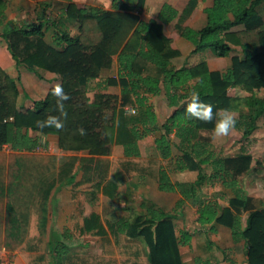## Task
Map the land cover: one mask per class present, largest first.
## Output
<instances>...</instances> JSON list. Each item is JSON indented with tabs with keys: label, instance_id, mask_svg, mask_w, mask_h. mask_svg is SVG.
Returning <instances> with one entry per match:
<instances>
[{
	"label": "trees",
	"instance_id": "obj_1",
	"mask_svg": "<svg viewBox=\"0 0 264 264\" xmlns=\"http://www.w3.org/2000/svg\"><path fill=\"white\" fill-rule=\"evenodd\" d=\"M131 1L112 0V10L109 11L79 8L71 2L65 15L76 20L83 33L74 38L62 31L54 44L45 40L49 3L43 5L45 16L39 17V22L31 28L4 29L0 34V45L3 39L9 42L13 34L28 38L26 56L22 61L12 44L8 45L15 62L59 75L70 99L65 102L67 119L63 130H41L36 124L38 120L59 115L55 98L49 92L42 100H32L31 107L19 105V84L0 66V151L4 145H9L13 150L10 155H30L46 146L32 135L36 132L43 136L57 135L64 151L110 156L118 121L121 128L128 123L119 114L120 109L133 106L138 118L127 132L129 140L126 139L124 144L125 156L139 157V142L161 131L162 135L156 139L157 148L164 159L173 158L171 136L175 135L179 139L176 147L182 152L176 159V170H198V179L191 184L175 183L169 171L162 168L159 172L160 190L183 196L176 207L178 211L186 201L198 205L197 222L201 226L211 225L213 232H216L217 224L229 227L234 241H245L247 263L264 264V209L251 212L246 222L241 214L233 211L248 206V195L228 168L226 159L220 158L211 143L201 138L202 132L214 127L215 114L220 109L238 112L243 104L254 110L251 115L236 119L235 129L242 132L244 140L251 139L259 119L264 116V97L257 95L264 89V18L259 11L264 0H214L213 6L205 9L208 22L203 29L176 25V33L194 44L192 54L211 49L218 57H231L232 64L224 72L211 71L206 61L192 67L174 68L172 60L181 56V52L173 47L164 27L178 18L179 11L166 3L156 20L142 19L140 12L145 0ZM198 1L190 0L185 13L193 12ZM8 6V0H0V27L8 20ZM241 26H244L243 30L234 31ZM115 59L119 65L117 78L108 77L99 82V90L91 100L87 90L89 82L98 79L102 70L112 68ZM150 65H153L154 73H150ZM193 81L195 84L191 86ZM110 86H120L121 94L104 93ZM163 91L172 111L161 124L145 94L160 96ZM194 92L213 106L211 123L187 117L185 102ZM119 116L122 117L119 119ZM80 127L86 130V135L77 133ZM205 165L213 166L212 175H206ZM45 176L40 173L32 187L22 165L16 169L0 165V251L15 252L26 241L31 222L29 206L39 186H43ZM216 182L234 192L230 207L222 208L216 201L202 200L200 190ZM175 212L150 204L145 214L122 219L110 228L113 232L126 234L132 241H143L150 264H185L180 247L190 245L192 237L186 230H177ZM84 232L105 235L107 231L99 217L93 215L85 219ZM72 240L74 236L69 229L63 233L52 231L48 243L51 264H65L71 253L69 241ZM196 264L209 263L197 259Z\"/></svg>",
	"mask_w": 264,
	"mask_h": 264
},
{
	"label": "crops",
	"instance_id": "obj_2",
	"mask_svg": "<svg viewBox=\"0 0 264 264\" xmlns=\"http://www.w3.org/2000/svg\"><path fill=\"white\" fill-rule=\"evenodd\" d=\"M9 1L10 3H12V5H13V2L14 3L16 2L17 4L16 8L20 10L21 5L22 6L25 5L23 2L27 0H8V4L10 5ZM37 1L40 2L39 5L42 8L44 4H47V3L50 4V6L47 9L49 21L46 22L48 23L45 28L46 38H47V31L49 29L54 28L55 32L52 34V39L51 41L48 42L49 44L56 43V41L58 40L59 34L62 33V31H67L71 35V37H74V38L78 37V35H74V33L70 32V29L68 27L70 24V21L67 19L68 17L65 15V12L71 2L77 4L81 8H87V6H84V5L86 3H90V0H85L83 3L80 0H71V1L69 0H37ZM109 1L111 4V7L103 8L104 10H107V11L112 10V0H109ZM189 2L190 0H145V6L141 10L140 16L142 19H144V17L147 16L148 17V18L146 17L147 19L156 20L164 4L166 3L171 4L173 7H175L179 11V16L172 23L165 25L164 29H165L167 36L172 39L173 47L175 49L180 50L181 52V56L172 60V66L176 69H179L185 66L192 67V66L199 64L202 61H206L211 71H220V72L226 71L232 64L231 57H225V58L218 57L215 55V53L211 49H204V50L199 51L196 54H192L193 50L195 49L194 44L176 33L177 24L189 26L195 30H201L207 25L208 18H207V14L205 13V9L213 6L214 0H199L196 9L193 12L188 14V13H185V10L187 9ZM92 5L93 6H91V8H101L100 5L98 4L92 3ZM8 9H9V6H8ZM259 11L264 18V2L259 7ZM43 12L45 13V11ZM44 13L42 16H44ZM42 16H37V17L38 19H40L39 17H42ZM45 19L46 18H44L43 21ZM74 26L76 25L73 24L72 27ZM243 28L244 26L237 27L234 29V31H240V30H243ZM12 65H13L12 62L3 63V59L0 58V66L2 68L10 69ZM24 69L26 70L25 67H20L21 75H22L21 81H22V77H23L22 73L24 72ZM34 70L35 71H31L32 72L31 74L36 75L37 81L31 80L30 86H29L30 91L31 93H33L34 97H31L30 98L31 100H29L26 96L25 101H22L21 103L20 99L22 97L20 95L19 105L21 106L31 107L32 100L35 101V100L44 99L48 95L51 85L57 82L59 83L62 82L60 76L55 73H52L46 70L43 71V69H40V68H35ZM37 70H40V71L42 70V71L39 73ZM149 71L150 73L155 72L153 65L149 66ZM118 74H119V65H118L117 59H115L112 68L102 70L100 79H98V83L104 81L108 77L117 78ZM147 74H149V72ZM40 75L44 76L45 78H41ZM92 83L93 81L90 84ZM194 84H195V81L191 82V86H193ZM21 87H22V90H24L23 86ZM98 90L99 88L97 84V89L94 90V93L96 94ZM230 91H232V89ZM88 92H90V89L88 90ZM121 92H122V88L120 86H110L104 91V93H111V94H117V95H120ZM238 93L241 94L240 92ZM261 94L263 97L264 90H261ZM145 95L147 96L150 104L154 106L158 114L159 122L161 124L164 123L166 119L169 118L171 111H172L171 107L169 106V100L167 99L166 92L163 91L160 96H153L150 94H145ZM88 96L91 97L89 93H88ZM93 99L94 98H92V100ZM160 106H165L168 109V113L165 116V118H161L160 116L159 109H158V107ZM244 107L246 106L242 104L241 110ZM128 109L134 110L133 106H127L124 108L122 107L120 109L119 114L123 116V119L126 118L127 120ZM121 110H123V112ZM241 110L238 112H234V114L241 113ZM122 116H119V119ZM240 116L238 118H240ZM119 124H120V121H118V129H117L116 141L114 145L115 148L113 147L114 151L112 152V155L110 156H92L88 152H83V151H80V152L64 151L59 146V137L57 135L51 134L47 136H43V135L41 136L46 140L45 141L46 146H44V148H48L50 151L52 150V153L54 152L57 155L58 161H59L60 172L63 170L66 164L73 165L72 171H74L75 169L76 170L73 173H71L68 177H66L65 182L67 183L61 186V187L66 186V190L64 194L60 196L59 199L54 200L53 198L57 195L56 191L58 190V188H60L61 184L54 186L55 188L52 190L53 194L51 193L50 197L48 196V205L50 206L49 211H48V208H43V213L38 219V225L42 231L40 234L51 235L53 230H55L58 233H63L64 230L66 229H69L71 231L72 227L70 226L72 225V219L74 220V222L77 220H80V221L82 220V229L84 231L85 219H89L93 215H96L97 217H99L102 226L106 229L107 232L105 235H100V237H103L105 239V242L101 240L102 242L100 243V261H97V263H94V264H146V262L150 264L148 260V249L143 241L136 240L134 241L136 242L135 244L131 243L129 247H132V248L134 247L135 250L129 251L130 254H126V251H124L123 247L118 246L116 241H114L115 239L114 237L116 236L118 237L120 235L126 236L127 239L129 238L124 233L113 232L110 226L117 223L118 221L122 219H129V218H126V217L116 218L115 216V222H110L108 224L104 220V216L101 211H100V214L98 212L93 211L91 213L80 216L76 212V206H74L71 209L72 214L71 215L69 214V216H68V213L67 214L64 213L62 209H60L58 213L56 211L52 212L54 208L53 203L54 204L58 203L60 205L70 203L66 201V199H68V196H69L68 191H70V194H71V192L74 189V186L77 185V187H79L78 189L82 188L83 191H86L93 195L91 199L92 202H90V204L94 203V207L97 205L96 204V200L98 199L97 196L98 197L100 196V202H103L104 197H107L108 199H110V201L112 200L113 202L123 201V199L125 198H133V199H137L138 201L141 200L142 205L147 200L152 201V202H149L151 205L152 204L155 205L156 202L161 203V202L166 201L164 202V204H157L158 206L156 205V207L162 208L166 210L167 212H171V213H174L176 211L175 212V214L177 215L176 221L182 218V222L185 223V220H186V224H187L186 229L182 228L180 230L188 231L192 237L190 245H183L180 247L184 263L187 262V259H186L187 251L189 252L191 251L193 252L192 254L194 255L192 256L194 264H196L197 259H201L204 263L208 262L209 264H248L247 255H246L247 248H246L245 241L244 240L234 241L232 230L229 227L217 224L215 225L216 232H213L210 230L211 225L201 226L197 222L198 210H199L198 205H194L191 201H186L183 208L178 211L176 210V207L178 203L184 199L183 196L180 193L163 192L159 188V172L162 168L167 169L169 171L173 182L184 183V184H189V183L191 184V183L196 182V180L198 179L199 171L188 169L183 172L178 171L179 173L176 176H174L173 172L168 168V166L164 162L161 164V160L163 161L169 160V159L163 158L161 152L158 150L157 145H156V139L162 135L161 131L139 142L140 152H141V155L139 157L125 156L124 144L129 140L127 132L131 130L132 122L129 124L125 123L122 128ZM235 131H238V130L235 129ZM238 132L242 134V132L240 131ZM241 136L243 137V134ZM171 139L173 143L175 140H179L175 135H172ZM117 148L119 149L117 150ZM115 153L119 154L118 157L119 156L121 157V158L120 157L118 158L120 162H113L108 167H103L104 169H102V166L100 165V170H99L100 173H98L99 176L96 177L95 169L98 168L100 162H102V160L114 161L116 159ZM173 154H174V157H176L175 158V163H176V159L182 155V152L179 151L176 153L174 149ZM149 155L158 156V159H159L158 166L152 165ZM77 156L80 158L77 159L76 158ZM137 162L138 163L141 162V165L139 167L137 165H134V164H137ZM206 166L208 165H205L203 167L205 168ZM78 167H80L79 169L81 170L77 171ZM217 183L219 182H216L215 184ZM215 184H207L202 190H200V196L202 200L216 201L222 206V208L228 207L230 199H232L235 196L232 190L225 188L227 195L224 194L223 198L216 197L214 195L210 197L209 193L207 196H204V194H202L206 190H208V187H207L208 185L213 186ZM96 186L100 188L99 191L97 190V194L96 192H93L95 191L94 187ZM240 186L244 190L246 195L250 196L252 194V193L250 194V189L246 183H243V184L240 183ZM227 191H230V193H228ZM99 193H101V195ZM256 195H260V194L257 193ZM227 196H228V199H227ZM167 201L176 202V206L173 211L165 209V204L168 203ZM90 206L94 208L93 205H90ZM242 218L243 220H245V218L247 220L248 216L247 217L242 216ZM32 219L34 222H36L35 218H32ZM107 219H110V218H107ZM63 220H69V221L64 224L65 227H62V229L64 230L61 232V231H58L57 228L60 225V222ZM177 230H178V227H177ZM88 234H93V233H88ZM130 241L132 242V240ZM139 241L142 243H140ZM137 252H139V254ZM15 256H17L16 252L15 253L6 252L0 259L10 258L14 262L16 260V264H21V263H18L19 258ZM188 259L189 260L191 259L189 255H188ZM38 264H51V262L42 261V262H39ZM65 264H67L66 259H65Z\"/></svg>",
	"mask_w": 264,
	"mask_h": 264
},
{
	"label": "rangeland",
	"instance_id": "obj_3",
	"mask_svg": "<svg viewBox=\"0 0 264 264\" xmlns=\"http://www.w3.org/2000/svg\"><path fill=\"white\" fill-rule=\"evenodd\" d=\"M82 3L85 0H80ZM130 0H127L126 2H129ZM136 0H132L131 2H135ZM27 2V3H26ZM10 3V1H9ZM25 5L20 7V10L16 8L17 4L16 2L10 3L9 9L7 11L8 13V20L4 26L0 27V34L4 31V29L9 30H20V29H29L33 25L37 24L39 19L37 16L43 15V8L39 5V1L37 0H27L23 2ZM93 4L100 5L101 9L103 8H110L111 4L109 0H90V3H86L84 6H87L88 9H91V6ZM77 5V4H76ZM78 6V5H77ZM79 7V6H78ZM81 8V7H79ZM23 9V10H22ZM45 16V14H44ZM145 16V15H144ZM143 16V17H144ZM54 17V15H53ZM68 17V16H67ZM147 16L144 17V19ZM47 18V17H46ZM70 21L69 29L71 33H74V35H82L83 30H81L79 27L80 24L68 17L67 18ZM76 25L72 27L73 24ZM55 32L54 28L49 29L47 31V38L45 37V40L47 42L51 41L52 34ZM2 39V37H0ZM27 39L21 34H13L9 38V42L7 39H3L2 44L0 45V58L3 59V63L12 62V66L10 69H4L7 74L15 80L21 89V99L20 102L25 101L26 99V92L27 95L31 98L34 97L33 93L30 91V81L36 80L37 77L34 74H31V71H35L34 69L27 68L24 66L22 62L17 63L15 62L12 52L10 51L8 45L12 44L13 50L18 56V58L22 61V59L26 56L25 54V47L27 44ZM32 39V38H31ZM20 67H25L24 69L22 81H21V70ZM39 73L42 71L37 70ZM44 71V70H43ZM39 76V75H38ZM41 76V75H40ZM20 77V78H19ZM19 78V79H18ZM41 78H45L44 76H41ZM100 79V77L98 78ZM98 79L95 81L93 80V83L88 84L87 90L90 89L89 97L91 100L94 98V90L97 89ZM23 86L22 87L20 86ZM264 90V89H263ZM29 92V93H28ZM50 92V91H49ZM48 92V93H49ZM257 95L259 97H262L261 91L257 92ZM264 97V94H263ZM159 113L161 118H165V116L168 113V109L165 106L158 107ZM127 111V110H125ZM254 112L250 107L246 106L241 110V113H235V118L237 119L240 115L248 116L251 115ZM127 122L128 124L135 121L138 118V114H134L132 110L128 109L127 111ZM234 113V112H232ZM33 136L41 139L43 143L45 144V139L41 137V134H38L36 132L32 133ZM242 134L238 131H235L228 137L224 138L223 140L212 143L210 140L211 131H204L201 133V138L205 141H209L213 145V149L216 152V154L220 158H224L227 161L228 168L233 172L234 177L241 183H246L250 189V196L249 198V204L247 207H239L234 208L233 211L235 213L241 214L242 216H249L251 212L258 209H264V116L259 119L258 121V127L257 130L254 133V136L250 140H244L241 136ZM179 142V140L174 141V149L175 152H179L176 145ZM115 148V147H114ZM113 148V151H114ZM119 148H117L118 150ZM13 150L10 148L9 145H4L2 150L0 151V165L5 166V168L9 167L11 169L17 168L18 166L22 165V167L25 170L26 174V180L28 183L33 187V184L37 181L38 176L40 173H44L45 179L43 186H39V189L37 190L36 194H34L33 202L29 206L30 210V216H31V222L29 227V232L26 241L24 244L17 249L15 252L17 253V258H19V262L21 264H38L42 261H50L51 257L48 249V243L50 240V235L40 234L42 231L39 228L38 225V219L40 218L41 214L43 213V208H49L48 205V196L50 197V194L52 190L55 188L54 186L61 184L60 188L56 191L57 195L53 198L54 200H57L62 196L66 190L65 187H61L67 182H65L66 177H68L72 171L73 165H67L63 168V170L60 172L59 167V161L57 155L52 150L50 151L48 148L40 147L36 151L29 154H23V155H10ZM152 153V152H151ZM33 154L37 156H33ZM119 154L115 153L116 159L114 161L108 160L100 162L99 166L96 170V177L99 176L98 173H100V165L103 167H108L113 162H120L118 160ZM77 159L80 157H76ZM75 158V160H76ZM121 158V157H120ZM150 161L152 162V165L158 166L159 165V159L157 155L150 156ZM165 163L168 168L173 172L174 176H176L179 172L176 170V163H175V157L169 160H161V164ZM122 164V163H121ZM138 167L141 165V162L137 164ZM43 166V168L41 167ZM34 167V169H33ZM37 167V168H36ZM172 167V168H170ZM78 167L77 171L81 170ZM213 166H206L204 168V171L206 172V175L210 176V174L213 173ZM60 172V173H59ZM212 172V173H211ZM79 173V172H78ZM78 177V176H77ZM80 177V175H79ZM78 177V178H79ZM177 178V177H175ZM190 184V183H189ZM80 185V184H79ZM208 190H206L204 193V196H207L208 193L211 196L221 197L223 198V195H227L225 187L221 183H217L213 186L208 185ZM77 185L74 186L73 191L70 194V191H68V199L66 201L70 202L69 204H58L53 203L54 208L52 212L56 211L57 213L60 211V209L63 210L64 213H68L71 215L72 211L71 209L76 206V212L78 215L83 216L85 214L91 213L93 211L98 212L100 214V211L103 213L104 220L109 224L110 222H115V216L117 217H126L129 219L134 218L136 215L139 214H145L146 208L150 206L149 202H152L150 200H147L143 205L141 204V200L138 201L137 199L133 198H125L123 201H115L108 199L107 197L103 198V202H100V196H97L96 200V206L94 207V203H91V199L93 195L91 193H88L86 191H83L82 188L78 189ZM97 194V190L99 191L100 188L98 186L94 187ZM230 193V191H227ZM260 195H256V194ZM101 195V193H99ZM228 199V196H227ZM125 200V201H124ZM155 202V201H154ZM153 202V203H154ZM166 202V201H164ZM164 202L161 203H155V206L157 204H164ZM168 203L165 204V209L167 210H174L176 206L175 201H167ZM90 205H93L92 208ZM146 205V207H145ZM158 206V205H157ZM225 206V205H224ZM230 207V204L229 206ZM180 217V216H179ZM32 218L36 219V222L33 221ZM110 218V219H107ZM117 220V219H116ZM69 220H63L60 222V225L58 226V231H63L62 227H65V223ZM246 221V218L245 220ZM176 225L178 227V230L184 228H187L186 220L185 223L182 222V218L175 221ZM68 227V226H67ZM72 234L74 236V240L72 242L69 241V244H71V254L66 258L67 264H94L97 263V261H100V243L103 240L105 242V239L103 237H100V235L96 234H88L84 233L82 229V220H77L74 222L72 219V225L70 226ZM114 241H116L118 246H122L124 251H126V254H130L129 251H134V247H129V245L135 244L136 242L130 241V239H127L126 236H116L114 237ZM140 242V241H139ZM142 243V242H140ZM146 249V248H145ZM147 250V249H146ZM0 258L9 251H0ZM5 252V253H4ZM15 252H9V253H15ZM139 254V252H137ZM193 252L187 251L186 259L187 262L185 264H194L192 254ZM2 255V256H1ZM188 255L191 257V259H188ZM13 257V255H12ZM16 258V259H17ZM214 260V259H213ZM190 261V262H189ZM12 264H16L11 259ZM215 262V261H214ZM146 264H148L146 262Z\"/></svg>",
	"mask_w": 264,
	"mask_h": 264
},
{
	"label": "clouds",
	"instance_id": "obj_4",
	"mask_svg": "<svg viewBox=\"0 0 264 264\" xmlns=\"http://www.w3.org/2000/svg\"><path fill=\"white\" fill-rule=\"evenodd\" d=\"M50 95L55 98L56 111L59 115H48L45 119L38 120L36 124L41 130L44 128H50L55 129L56 131H62L64 128V120L67 119L65 102L70 99V96L64 91L63 85L59 82L50 86ZM185 103V112L188 118L204 123H211L213 121V106L202 101L198 93H192L190 100ZM235 127V114L228 109L218 110L215 114L214 127L211 130V142L217 143L230 136L234 132ZM77 133L83 136L86 135V130L83 127H80L77 129Z\"/></svg>",
	"mask_w": 264,
	"mask_h": 264
},
{
	"label": "built area",
	"instance_id": "obj_5",
	"mask_svg": "<svg viewBox=\"0 0 264 264\" xmlns=\"http://www.w3.org/2000/svg\"><path fill=\"white\" fill-rule=\"evenodd\" d=\"M132 112L134 114H136V111L135 110H132ZM0 264H12V262H11V259L10 258H2V259H0Z\"/></svg>",
	"mask_w": 264,
	"mask_h": 264
}]
</instances>
